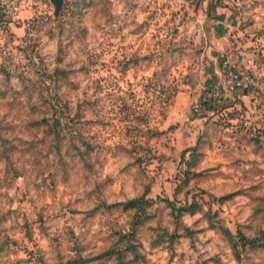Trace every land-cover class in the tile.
Returning <instances> with one entry per match:
<instances>
[{
  "label": "clouds",
  "instance_id": "obj_1",
  "mask_svg": "<svg viewBox=\"0 0 264 264\" xmlns=\"http://www.w3.org/2000/svg\"><path fill=\"white\" fill-rule=\"evenodd\" d=\"M67 2L58 11L53 0H0V264H101L109 234H130L127 216L104 226L86 215L135 200L147 186L137 162L141 147L129 139L137 133L124 134L122 116L130 124L147 121L153 133L168 119L191 138L207 131L192 110H199L208 79L223 77L225 97L240 77L264 91V0H224L228 7L216 12L224 21L197 12L196 0H73L75 16L66 19ZM178 90L199 94L179 112L166 99ZM261 101L246 123L264 117ZM57 119L60 139L53 142ZM184 146L165 145L169 152ZM199 148L191 171L219 179L196 190L213 199L236 187L234 168L252 167L246 151L237 162L232 141L211 146L202 139ZM71 212L85 219L77 224ZM205 213L178 211L153 224L179 237L172 264H264V224L255 216L238 218L242 238L234 248ZM151 244L145 232L130 241L145 264H166L168 254Z\"/></svg>",
  "mask_w": 264,
  "mask_h": 264
},
{
  "label": "rangeland",
  "instance_id": "obj_2",
  "mask_svg": "<svg viewBox=\"0 0 264 264\" xmlns=\"http://www.w3.org/2000/svg\"><path fill=\"white\" fill-rule=\"evenodd\" d=\"M46 2L47 0H45ZM193 7L197 12L204 11L210 20L224 21L226 19L224 15L216 14L218 7H228L224 0H207L206 5L205 0H196ZM74 8L73 0H68L63 9L66 19L74 18L75 12L72 11ZM52 15L54 13L50 14V19ZM229 19L232 27L235 28L237 26L235 17ZM211 27L210 25V34ZM226 31L227 29L224 27L215 29V32L221 35ZM211 55L216 56V53L212 52ZM208 72H212V68H208ZM242 83L243 85L238 89L227 91L226 97L224 95L221 98L215 97L208 106L205 103L211 99L215 85L219 89H223L224 94L223 77H220L219 81L217 78L208 79L207 92L203 95H199L195 91L188 95L178 90L173 96L166 98L171 102V106L179 112L185 105L192 102V96L199 95L196 102L199 110H192V118L202 120L207 131L203 134L197 131L191 138L182 136L180 127L170 124L168 119L159 122V129L153 133L151 125L147 121L130 124L126 116L120 118L119 122L125 126V135L133 129L137 133L134 138L129 137V139H134L135 144L141 147L137 162L141 169H146L144 175L148 177V180L144 193L139 198L107 208H93L86 213L88 217H92L104 226L116 222L124 216L129 218L130 234L127 236L121 232L109 234L108 247L101 253V264H104V258L113 256L115 257L114 264H145L147 258L137 254L135 246H130V241L136 240L140 232L150 233L152 250L161 249L162 252L167 253L166 264H172V261L175 260V242L179 237L174 232L168 233L167 230L162 233L158 232L153 228V224L155 223L159 227L166 215L175 218L178 211L205 213V209H207L205 216L209 223L222 236L232 242L234 248L240 247L236 244V240L242 238L239 217L250 213V216L256 217L254 223L264 224V187H261L264 185V181L261 180V177L264 176V124L260 122L264 117L254 116L255 122L252 124L245 122L251 105H257L252 109L254 112L260 111L258 105L262 102L264 91L257 85L245 81L244 77H242ZM257 93L259 96L256 95ZM241 95L255 98L250 103H245L240 98ZM234 120H239V124L235 128L232 124ZM60 129L61 123L57 119L54 130L49 133L53 142L60 139ZM41 132L43 134V130ZM225 134H227L226 137ZM189 139L191 142L185 143ZM202 139L208 140L211 146L220 143L221 140L232 141L233 149L237 153L235 159L238 163L244 162L239 158L245 151L251 158L247 161L252 165L251 168L236 167L233 169L235 176L232 179L238 181L236 187L233 190L225 191L222 196H217L215 199L210 197L204 189L198 191L196 189L198 184L212 183L214 179L219 178L206 175L207 170L195 173L191 171L192 161L200 152L199 144ZM66 140H70V138L66 137ZM166 144L169 146L184 144L185 146L180 151L169 152L165 147ZM52 183L54 185L55 181ZM69 215L75 218L77 224L85 219L84 214L71 212ZM187 234L189 237L195 235L192 232ZM33 235L32 230L29 229L27 239L31 241ZM113 236L117 238L113 239ZM124 250L132 252L134 258H126L123 254ZM69 264H73V261H69ZM77 264H83V262H77Z\"/></svg>",
  "mask_w": 264,
  "mask_h": 264
},
{
  "label": "built area",
  "instance_id": "obj_3",
  "mask_svg": "<svg viewBox=\"0 0 264 264\" xmlns=\"http://www.w3.org/2000/svg\"><path fill=\"white\" fill-rule=\"evenodd\" d=\"M221 64H223V61H222ZM239 79H240V83H239L234 89L231 88V87H228V88H227V91H230V92H231V91H234L235 89H238L239 87H241V86L243 85V83H242V77H240ZM214 87H215V89L212 90L213 94L216 93L217 88H219V87L216 86V85H215ZM223 87H224V89H225V85H224V84H223L222 88H223ZM219 91H220V93H221V95L219 96V98H220V97L223 96V89H222V90L219 89ZM214 96H215V95H214ZM215 97L218 98L217 96H215Z\"/></svg>",
  "mask_w": 264,
  "mask_h": 264
},
{
  "label": "trees",
  "instance_id": "obj_4",
  "mask_svg": "<svg viewBox=\"0 0 264 264\" xmlns=\"http://www.w3.org/2000/svg\"><path fill=\"white\" fill-rule=\"evenodd\" d=\"M214 98H215V96L212 95L211 99L207 100V102L205 104L208 106L214 100Z\"/></svg>",
  "mask_w": 264,
  "mask_h": 264
},
{
  "label": "water",
  "instance_id": "obj_5",
  "mask_svg": "<svg viewBox=\"0 0 264 264\" xmlns=\"http://www.w3.org/2000/svg\"><path fill=\"white\" fill-rule=\"evenodd\" d=\"M53 3L57 5V9L60 6L61 0H53Z\"/></svg>",
  "mask_w": 264,
  "mask_h": 264
}]
</instances>
